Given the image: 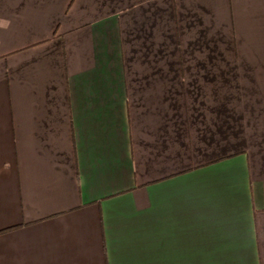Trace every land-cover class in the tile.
Listing matches in <instances>:
<instances>
[{
  "label": "crops",
  "instance_id": "obj_1",
  "mask_svg": "<svg viewBox=\"0 0 264 264\" xmlns=\"http://www.w3.org/2000/svg\"><path fill=\"white\" fill-rule=\"evenodd\" d=\"M0 264H264V0H0Z\"/></svg>",
  "mask_w": 264,
  "mask_h": 264
},
{
  "label": "trees",
  "instance_id": "obj_2",
  "mask_svg": "<svg viewBox=\"0 0 264 264\" xmlns=\"http://www.w3.org/2000/svg\"><path fill=\"white\" fill-rule=\"evenodd\" d=\"M8 231V230H7ZM4 232H6V231H4Z\"/></svg>",
  "mask_w": 264,
  "mask_h": 264
}]
</instances>
